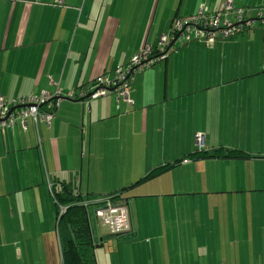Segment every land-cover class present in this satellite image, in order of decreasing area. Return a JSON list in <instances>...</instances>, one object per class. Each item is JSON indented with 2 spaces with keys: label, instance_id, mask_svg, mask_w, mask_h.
Instances as JSON below:
<instances>
[{
  "label": "crops",
  "instance_id": "1",
  "mask_svg": "<svg viewBox=\"0 0 264 264\" xmlns=\"http://www.w3.org/2000/svg\"><path fill=\"white\" fill-rule=\"evenodd\" d=\"M225 1L0 0V97L46 96L53 112L49 127L27 118L0 130L5 264H62L51 193L60 182L73 186L86 209L96 264H264V152L249 155L242 146H257L249 138L255 124L264 130V28L255 23L210 45L179 40L165 60L133 78L128 100L111 92L81 102L98 79L171 36L175 19L202 5L217 13ZM231 2L264 10V0ZM202 109H214V128L240 142L204 149L247 157L214 159L220 186L170 184L169 170L136 184L159 161V149L163 164L180 161L173 168L183 166L176 172L185 178L206 175L188 159L201 133L194 125L211 112L201 117ZM116 196L129 209L131 230L111 236L93 202Z\"/></svg>",
  "mask_w": 264,
  "mask_h": 264
},
{
  "label": "built area",
  "instance_id": "2",
  "mask_svg": "<svg viewBox=\"0 0 264 264\" xmlns=\"http://www.w3.org/2000/svg\"><path fill=\"white\" fill-rule=\"evenodd\" d=\"M65 1L55 0V4L64 6ZM249 12L250 10H235L231 0H226L217 13H210L208 8L202 5L196 15L187 19H175L172 22L171 36L162 35L154 49L146 47L142 52L133 55L125 68L117 67L114 70L112 78L105 76L98 79L90 98L105 97L113 92L118 97L128 100L133 78L150 69L157 62L165 60L170 42L177 37L183 43L198 40L210 45L217 40L233 38L242 31L252 28L255 23L264 28V10L254 9V20L249 19ZM56 97L59 101L60 94L57 93ZM67 98L73 97L68 94ZM44 105L46 108L42 109ZM27 118L33 121L35 127L40 124L49 127L53 112L48 97L30 96L11 101L0 97V130L12 127L17 120L24 123ZM196 140L202 144L200 135ZM95 202L98 204L94 211L95 218L107 229L109 235L118 236L130 232V214L126 204L114 203L111 197Z\"/></svg>",
  "mask_w": 264,
  "mask_h": 264
},
{
  "label": "trees",
  "instance_id": "3",
  "mask_svg": "<svg viewBox=\"0 0 264 264\" xmlns=\"http://www.w3.org/2000/svg\"><path fill=\"white\" fill-rule=\"evenodd\" d=\"M243 10L245 11L249 9L247 8ZM187 43L190 42H185L184 44ZM45 108L46 106L44 105L42 109ZM245 156V153L237 150H223L221 148L205 150L203 147L199 148L196 152L189 154L188 159L194 161L203 159L233 160L244 158ZM179 163L180 161H176L172 164L153 169L136 184L155 178ZM51 193L54 201L59 206L57 231L60 242L62 264H96L91 247L89 227L87 226L86 209L82 206L83 204H80L81 201L80 198L77 197L78 195H74L75 191L73 186L65 182L55 183L51 188ZM111 200L114 203H123L120 196L111 197ZM93 204L96 209L98 207L97 202H93ZM61 211L63 212L61 213Z\"/></svg>",
  "mask_w": 264,
  "mask_h": 264
},
{
  "label": "rangeland",
  "instance_id": "4",
  "mask_svg": "<svg viewBox=\"0 0 264 264\" xmlns=\"http://www.w3.org/2000/svg\"><path fill=\"white\" fill-rule=\"evenodd\" d=\"M235 10H239L238 8H235ZM247 9V8H245ZM250 12H249V19H252L253 16H254V9H249ZM204 44V43H203ZM183 45V44H182ZM180 45V46H182ZM193 77V75L191 76V78ZM191 86H193V83L190 84ZM239 91V89H238ZM264 108V107H263ZM255 109H257V106H255ZM205 110L210 112L209 116L207 117L206 119V122L203 120V119H200L199 117V120H198V124H195L194 126L196 127L195 130L197 131H200L201 133L199 134L201 136V139H202V144L197 142L196 138L194 137L193 139V145L195 147L194 151H192L191 153L193 152H196L197 150H199V148H203L205 143L206 145H214V147H218L220 145H223V144H227V145H240V142L238 139H236V137L233 135H231V131L229 129L227 130H219V129H215L214 128V123H213V112H214V109H202V113L200 114L201 117H203L205 115ZM198 116V115H197ZM202 121V122H200ZM8 128H11V127H8ZM196 135V133H195ZM260 137H261V140H264V130L262 129H259L258 128V124H255L254 125V130L252 131V135L250 134L249 135V138L251 140H254V144L257 146H254L252 147L251 145H248L247 143L246 144H241L243 147L245 146L247 148V150H250L251 152H254V153H247V154H257V153H260V152H264V143L263 145L259 146V142H260ZM244 142V140H243ZM178 147V145H173V148L174 150H176ZM164 155L166 156L167 158V154H168V145H165L164 147ZM205 150H208L205 148ZM177 155H174L173 158L174 160L177 159L176 157ZM187 158V157H186ZM156 160V159H155ZM158 160L159 161H154V165H153V169H156L160 166H165L168 164V161H165V163L163 164L162 163V160H161V150L159 149L158 151ZM214 161H220V160H214V159H203V160H197L195 162V165L198 164V167H201V168H205L207 170L206 172V175L201 178V176L199 175V177L197 178V181H195V176H191L190 174H192V172L190 171L189 172V175L188 177L185 178V174L184 175H181L179 172H176V171H179L182 167H179V170H176L177 167L175 168H171L169 169L168 171V181L171 183H173L175 181V184L177 185H180V184H183V185H206V186H220L219 182L215 183V181H218L217 179L214 178V173L215 171H217L218 167H217V163H215ZM224 163V162H223ZM224 166H226V164H223ZM226 168H224L223 170H225ZM230 169L226 170V171H229ZM252 170H258V169H252ZM172 171V172H171ZM226 171H223L222 174H224ZM201 172H203V170H201ZM216 173H219V171H217ZM183 176V182L181 183L180 179L181 177ZM174 179V180H173ZM263 179H261V177H255L253 179V182H254V185H261ZM156 184V183H154ZM153 182H151L149 185H151V187H153ZM228 185V184H225V186ZM2 214L1 216L3 217L4 216V210L1 211ZM104 229L107 231V229L104 227ZM0 240H4L5 242V239H4V236L1 237L0 236ZM4 242H1L0 241V260H3V263L2 264H5L4 262V252L7 250L6 248H3L2 245ZM6 243H4L5 245ZM36 246V245H42V243H35V242H31L30 243V246ZM36 260H37V257H36Z\"/></svg>",
  "mask_w": 264,
  "mask_h": 264
},
{
  "label": "water",
  "instance_id": "5",
  "mask_svg": "<svg viewBox=\"0 0 264 264\" xmlns=\"http://www.w3.org/2000/svg\"><path fill=\"white\" fill-rule=\"evenodd\" d=\"M177 41H179L178 37L175 38V39L169 44V47L167 48V50L169 51L170 49H172L173 46H174V44H175ZM183 46H184V45H183ZM183 46H182V47H183ZM168 53H169V52H167V54H168ZM167 56H168V55H167ZM166 58H167V57H166ZM90 96H91V94H89V95L86 96L84 99H82L81 102L84 101V100H86V99H88V98H90Z\"/></svg>",
  "mask_w": 264,
  "mask_h": 264
}]
</instances>
